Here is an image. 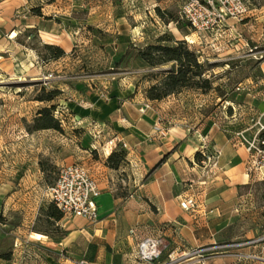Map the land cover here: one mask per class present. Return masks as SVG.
<instances>
[{
  "label": "crops",
  "instance_id": "crops-1",
  "mask_svg": "<svg viewBox=\"0 0 264 264\" xmlns=\"http://www.w3.org/2000/svg\"><path fill=\"white\" fill-rule=\"evenodd\" d=\"M84 3L85 0H4L0 9V79L30 76L33 80H45L46 88H56L61 93L59 97L70 102L61 110L74 109L81 118L78 125L94 120L101 133L116 135L126 145V162L135 166L142 177L124 205L125 226H130L128 233L136 227V234L129 235L123 242L113 239L116 238L117 225L113 209L117 200L110 194L109 170L103 168L102 175L97 180L94 178L101 192L97 199L100 220L95 227L105 229L114 243L108 249L114 246L116 254L121 255L113 257L109 251L93 260L94 264H134L137 243L149 236H160L164 240L158 264L166 263L170 254L178 259L175 264H264V204L250 202L243 192L250 183L264 182V170L246 171L248 154L242 145L230 140L224 131L213 130L210 122L207 124V140L203 142L187 138L180 128H171L162 136L156 127L162 120L158 107L142 98L145 103L139 113L140 109L136 110V102L127 95L126 87L116 89L112 86L110 91L104 85L101 92L90 87L86 90L80 85L83 81L80 76L51 80L52 66L59 72L66 70L69 54L76 45L94 39L93 30L85 28L90 25L78 16ZM33 8H39L41 16L31 14ZM253 20L259 27L252 36L256 41L264 42V16L257 15L256 10L250 11L246 19L235 26L237 30H244ZM233 24L229 22L227 26ZM26 29H36L42 44L59 47L65 57L41 62L36 52L26 46L28 43L19 41ZM239 48H245L247 52L260 48L259 52L264 56V45H225L224 54H231ZM118 50L124 55L126 44L119 45ZM262 66L264 63L259 65L264 74ZM30 72L33 74L28 75ZM49 76L51 78L46 79ZM65 82L74 88H69ZM5 110L14 116L9 121L0 118V233L8 229L10 234L27 235L34 243L47 244L62 252L68 237L83 233L87 222L78 218H61L54 225L64 232V236L51 240L45 235L47 230L41 228L39 222L46 219L44 211L50 203L44 196H35L36 186L21 184V178L29 179L30 173L42 178L37 168L41 153L35 144V138L41 132H25L19 119V108L0 106V112ZM250 119L258 121L254 117ZM252 128L250 125L246 131ZM103 145L101 140L98 147L104 151V158L120 147V144L116 147H110L108 143ZM206 145L207 153L218 152V156L204 181L200 169L195 168L194 157ZM168 153L167 159L150 173ZM30 162L35 170H30ZM189 197L195 198L198 206L193 211H184L179 203ZM222 245L230 247L211 253L209 258L207 254L186 256L201 248ZM2 263L8 264L0 260Z\"/></svg>",
  "mask_w": 264,
  "mask_h": 264
},
{
  "label": "rangeland",
  "instance_id": "rangeland-1",
  "mask_svg": "<svg viewBox=\"0 0 264 264\" xmlns=\"http://www.w3.org/2000/svg\"><path fill=\"white\" fill-rule=\"evenodd\" d=\"M247 1L249 12L256 10L257 15L264 16V0ZM181 6L182 0H128L121 3H115L113 0L111 2L85 0L84 7L79 9L78 16L84 23L90 25L85 28L93 30L94 39L91 42L84 40L76 45L69 54L66 70L59 72L52 66L50 68L53 74L51 80L56 77L62 79L64 76H67L66 78L80 76L83 78L80 85L86 90L90 87L92 90L98 89L101 92L104 90V85L109 90L112 86L116 89L126 87L129 91L127 95H130L136 102L134 106L136 110L140 109L139 113H141L142 105L145 103L144 100L142 101L144 90L151 84V81L146 78L150 70L134 60H131L129 65H118L123 56L118 46L125 43L126 50L131 45L141 48L153 44L157 38L167 34L174 39L185 41L197 51L202 60L214 66L208 72V77L210 76L213 87H217L218 90H212L207 94L183 91L160 102H152L151 106L158 107L161 112L162 120L156 126L158 127L157 133L160 132L164 136L171 128H180L187 138L201 139L203 142L207 140V124L210 122L213 130L224 131L230 140H236L239 133L246 138L252 137V133L256 132L259 127L258 121L264 124V74L259 67L254 66L255 59L253 55H250L252 53L261 54L260 48L251 49V53L245 48L244 50L239 48L231 54H224V48L225 45L228 47L264 45V42L256 41L252 36L257 33L259 24L253 20L244 30H237L234 23L232 26L222 27L217 32L206 34H197L189 27L179 32L174 23L159 19L154 12L155 8H159L180 19ZM19 39L29 44L23 35ZM30 46L39 47L38 45ZM31 74L33 72L28 75ZM1 79L0 106L19 108V119L27 132L25 126L32 123L35 113L48 106V104L34 101L40 87L44 86L43 83L46 81L33 80L30 76L19 79L1 77ZM64 84L68 85L69 82ZM68 87L73 89L74 85H68ZM68 103L70 102L61 97L52 103L59 107L56 117L62 121L63 132L45 131L42 133L41 131V134L35 138L36 148L41 153L37 168L41 172L40 162L53 167L49 173L41 172L42 178L40 179L37 174L33 175V173H30L29 179L21 178V184L27 183L37 187L35 196L45 197L46 188L54 182L58 169L64 165L77 164L87 171L89 176L97 180V177L102 175L103 168H106L102 154L104 151H101L98 145L101 144V140L106 145L110 140L117 138L116 135L112 136L104 131L101 133L94 120H91L89 124L78 125L77 122L81 118L74 113V109L72 111L68 108L61 110V107L67 106ZM72 104L77 105L75 102ZM13 116L7 114L6 110L3 113L0 112V118L4 121H9ZM252 117L257 118L258 121L256 119L249 121ZM250 125H253V128L246 131ZM118 148L126 150L122 146L115 149ZM200 152L198 161L195 160L194 164L195 168L201 171V179L206 181L207 172L214 166L215 160L212 154L207 153V145L202 147ZM5 164L9 163L5 162ZM31 164L32 162L29 168L32 171L35 166ZM137 171L138 169L130 166L128 162H125L117 171L109 170L110 194L113 199L117 200L113 209L114 218L117 221L116 238L113 239L119 242L125 241L129 236L130 226H125L127 221L123 220L124 205L142 179ZM243 192H246L250 202L264 204V182L250 183L244 187ZM138 200L141 201L140 198ZM139 214L140 210L137 209V215ZM99 220L92 223L87 222L83 233L68 237L62 252L47 244L34 243L27 235L10 234L6 229L0 233V255H11L8 264H73L81 260L94 264L93 260L109 251L113 257L119 258L121 254L119 252L116 254L114 246L111 250L108 249L109 245L114 244L111 243L112 238L106 235L105 229L95 227ZM39 226L48 231V238L51 240H59L64 236V232L59 227L49 224L45 219H41ZM120 247L123 246L120 245Z\"/></svg>",
  "mask_w": 264,
  "mask_h": 264
},
{
  "label": "trees",
  "instance_id": "trees-1",
  "mask_svg": "<svg viewBox=\"0 0 264 264\" xmlns=\"http://www.w3.org/2000/svg\"><path fill=\"white\" fill-rule=\"evenodd\" d=\"M113 1L121 3L128 0ZM30 12L33 15L41 16L39 8H33ZM154 12L159 19L174 23L175 28L179 32H183L188 28L184 21L178 19L177 16H173L170 12L162 11L159 8H155ZM23 36L29 41L27 46L36 52L41 62L57 61L65 57V53L59 47L42 44L38 39L36 29H26ZM30 45H38L39 47ZM131 60L137 61L150 70L146 74V78L151 81V84L144 90V98L149 102H160L183 91L207 94L212 90H218L217 87H213V81L210 76L208 77V72L214 66L202 60L197 51L187 45L185 41L174 39L167 34L157 38L153 44L145 45L141 48L132 45L128 46L118 65H129ZM262 62L264 61H255L254 66L259 67ZM60 95V91L56 88L48 89L43 85L40 87L34 101L48 104V106L39 109L35 113L32 123L25 126L28 133L41 131L63 132L62 121L56 117V113H59V107L52 105L53 101ZM169 155L170 153L165 155L155 165L154 169L158 168ZM126 156V150L115 149L105 158L104 165L109 170L117 171L125 164ZM194 158L198 161V154ZM39 167L43 173H49L53 170L51 165L42 162L39 163ZM44 216L46 217L45 221L52 225L62 218L61 213L52 204L48 205L44 211ZM44 233L48 236L47 231ZM10 258V254L0 255V260L6 262Z\"/></svg>",
  "mask_w": 264,
  "mask_h": 264
},
{
  "label": "built area",
  "instance_id": "built-area-1",
  "mask_svg": "<svg viewBox=\"0 0 264 264\" xmlns=\"http://www.w3.org/2000/svg\"><path fill=\"white\" fill-rule=\"evenodd\" d=\"M4 0H0V9ZM247 0H182L179 17L190 29L197 34L213 33L228 25L229 22L240 23L248 13ZM251 53V50L249 51ZM255 61H264V56L252 53ZM257 56V57H256ZM264 63V62H262ZM51 78V76L46 79ZM58 112L56 113V115ZM258 129L250 138L239 133L236 142L242 145L247 154L246 171L248 173L264 170V124L258 121ZM118 144L126 149V145L117 138L108 142L110 147ZM218 152L212 154L216 159ZM209 159V158H208ZM45 197L62 215L68 220L78 218L92 223L98 219L97 199L100 196V189L95 179L88 175L82 167L77 164L64 165L58 169L56 179L46 188ZM179 206L184 211H193L198 204L195 198L189 197L180 201ZM136 234V227L129 231V235ZM164 247V240L160 236L144 237L135 249V260L137 264H158ZM230 247L226 245L201 248L190 253L187 257L197 254H207V258L213 252L224 250ZM177 258L168 255L166 263L175 264ZM75 264H89L85 261H78Z\"/></svg>",
  "mask_w": 264,
  "mask_h": 264
}]
</instances>
